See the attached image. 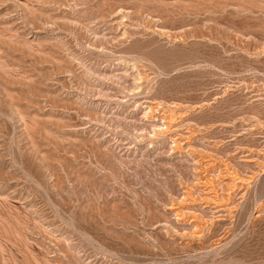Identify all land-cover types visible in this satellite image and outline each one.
<instances>
[{"label":"rangeland","instance_id":"374dc122","mask_svg":"<svg viewBox=\"0 0 264 264\" xmlns=\"http://www.w3.org/2000/svg\"><path fill=\"white\" fill-rule=\"evenodd\" d=\"M0 264H264V0H0Z\"/></svg>","mask_w":264,"mask_h":264}]
</instances>
